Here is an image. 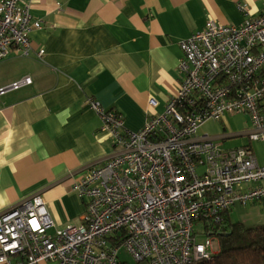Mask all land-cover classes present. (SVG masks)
Masks as SVG:
<instances>
[{"label": "built area", "instance_id": "obj_1", "mask_svg": "<svg viewBox=\"0 0 264 264\" xmlns=\"http://www.w3.org/2000/svg\"><path fill=\"white\" fill-rule=\"evenodd\" d=\"M41 29L26 0H0V60L14 47L27 57ZM179 47V87L140 131L121 132L122 117L91 101L114 151L74 184L85 200L81 223L57 227L41 195L23 199L0 214V264L209 261L222 214L264 197V164L252 147L264 143V12L240 27L208 19ZM31 83L21 78L0 96ZM228 113L248 115L249 145L224 148L201 132Z\"/></svg>", "mask_w": 264, "mask_h": 264}, {"label": "crops", "instance_id": "obj_2", "mask_svg": "<svg viewBox=\"0 0 264 264\" xmlns=\"http://www.w3.org/2000/svg\"><path fill=\"white\" fill-rule=\"evenodd\" d=\"M26 1L42 29L27 57L14 47L0 60V88L32 80L0 96V214L39 194L57 227L81 223L74 184L114 151L91 101L122 117L121 132L140 131L179 87L182 41L208 19L240 27L264 12V0ZM250 128L248 115L228 113L201 132L235 148L250 144ZM252 147L264 164V143ZM230 218L264 226V197L235 205Z\"/></svg>", "mask_w": 264, "mask_h": 264}, {"label": "trees", "instance_id": "obj_3", "mask_svg": "<svg viewBox=\"0 0 264 264\" xmlns=\"http://www.w3.org/2000/svg\"><path fill=\"white\" fill-rule=\"evenodd\" d=\"M231 209L222 214L220 223L213 229L217 253L212 260L196 264H264V226L246 227L232 222Z\"/></svg>", "mask_w": 264, "mask_h": 264}, {"label": "rangeland", "instance_id": "obj_4", "mask_svg": "<svg viewBox=\"0 0 264 264\" xmlns=\"http://www.w3.org/2000/svg\"><path fill=\"white\" fill-rule=\"evenodd\" d=\"M16 91V90H15ZM228 142V141H227ZM227 142L224 144V143H222L223 144V146H225V147H229V146H231V148H233L234 146L233 145H231V144H227ZM237 217H235V215L233 214V219H236ZM199 240L200 241H202L203 240V238L201 237V238H199ZM218 243H217V240H215L214 239V241H213V245L216 247V245H217ZM122 253V258H127L126 256H125V254H124V251H122L121 252Z\"/></svg>", "mask_w": 264, "mask_h": 264}, {"label": "bare ground", "instance_id": "obj_5", "mask_svg": "<svg viewBox=\"0 0 264 264\" xmlns=\"http://www.w3.org/2000/svg\"><path fill=\"white\" fill-rule=\"evenodd\" d=\"M7 212V211H6ZM6 212H4V213H6Z\"/></svg>", "mask_w": 264, "mask_h": 264}]
</instances>
